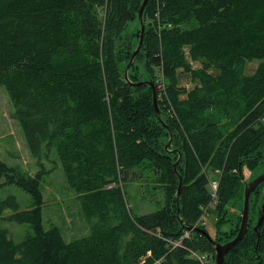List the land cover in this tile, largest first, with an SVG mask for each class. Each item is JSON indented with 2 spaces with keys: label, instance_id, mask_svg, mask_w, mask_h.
<instances>
[{
  "label": "trees",
  "instance_id": "trees-1",
  "mask_svg": "<svg viewBox=\"0 0 264 264\" xmlns=\"http://www.w3.org/2000/svg\"><path fill=\"white\" fill-rule=\"evenodd\" d=\"M142 1L0 0L10 116L38 165L56 154L90 230L67 243L59 228L45 230L40 183L50 169L22 175L0 160L3 184L31 198L25 209L14 196L0 199L2 220L31 229L15 242L0 228V264H200L189 250L211 254L213 264L209 240L184 238L188 227L212 214L215 242L236 236L244 185L264 171H255L264 165V0H148L126 81ZM179 72L192 89L179 85ZM145 81L161 122L151 87L130 84ZM127 181L159 189L163 206L133 213ZM250 197L247 233L223 264H264V220L253 230L264 184Z\"/></svg>",
  "mask_w": 264,
  "mask_h": 264
},
{
  "label": "rangeland",
  "instance_id": "rangeland-1",
  "mask_svg": "<svg viewBox=\"0 0 264 264\" xmlns=\"http://www.w3.org/2000/svg\"><path fill=\"white\" fill-rule=\"evenodd\" d=\"M186 55V54H185ZM187 59L193 68L199 66L198 63ZM259 61H253L245 64V73L254 72ZM191 67V68H192ZM178 83L187 90L192 89L195 85L191 77L186 74L178 73ZM6 91L0 87V160L7 166L14 167L22 175H35L39 170H48L50 172L44 175L40 183L41 193L44 204L42 205V219L45 230L50 228H59L63 239L67 242L77 240L89 234V225L83 217L77 195L69 188L63 177L60 162L53 154L50 160L43 159L40 164L32 158L25 144L21 127L17 121L11 118L13 107L8 100ZM264 168L259 167L255 170L257 173ZM261 170V171H260ZM255 172V173H256ZM209 180L218 179L216 172H208ZM246 181L250 179V173L246 170L243 172ZM5 176L0 178V199L6 200L9 196H14L20 204L21 209H25L31 202L30 195L24 193V190L15 185L3 184ZM151 181V180H150ZM264 184V182H263ZM153 185L146 186V181L126 182L124 189L129 207L135 214H146L163 206V194L159 189L152 188ZM11 209H5L3 213H10ZM240 216L242 212H239ZM203 220V219H202ZM204 226L208 234L214 237L215 234V217L209 214L204 217ZM0 228H6L12 234L13 241L20 242L30 234L31 229L27 224H16L7 222L0 217ZM211 256V254H210Z\"/></svg>",
  "mask_w": 264,
  "mask_h": 264
},
{
  "label": "water",
  "instance_id": "water-1",
  "mask_svg": "<svg viewBox=\"0 0 264 264\" xmlns=\"http://www.w3.org/2000/svg\"><path fill=\"white\" fill-rule=\"evenodd\" d=\"M146 2H148V0H143L141 2V5H140V8H139V11H138V15L136 16L138 21H139V25H140V28L138 29L139 30V33L137 34L138 36V44L136 46V48L134 49V51L132 52V54L130 55V60H129V63L127 64L126 66V69H124V77H125V80L128 81V69L131 67L132 63H133V60H134V55L137 54V52L139 51L142 43L143 42V37H144V28H145V24H144V21H143V12H144V9H145V6H146ZM132 86H140V85H143V84H146L148 86L151 87L152 89V103H153V109L155 110V113H156V116H157V119L159 122H161V118H160V110L158 109V102H157V97H156V91H155V87H154V84L152 82H148V81H145V82H137V83H130ZM168 135H169V139L165 145V148L169 146L170 144V141L172 139V136L170 135V131L168 129ZM179 158H180V155H179ZM176 164V163H175ZM175 167V165H174ZM178 180H179V186H181V177L179 176L178 177ZM264 182V171L262 173H260L258 176H256L255 178H253L252 180L248 181L247 183H245L244 185V190H243V204H242V214H241V222L239 223V229L236 233V236L233 237L232 240L224 243V244H220L218 242H215L213 239H211V236L208 234V232H206V230L200 228V227H196V226H191V227H188V230L189 231H192V232H199L201 233L203 236L206 237V239L209 240V242L211 243V245L213 246V250L212 252H214V262L213 264H223L224 262V258L226 256V254L228 253V250H230L232 247H234L235 245L239 244V242L244 238V236L246 235L247 233V230H248V223H249V210H250V196L252 195V193L261 185V183L263 184ZM113 186V185H111ZM110 186V187H111ZM178 187V191H177V197L176 199L178 198V195H179V191H180V187ZM257 210V219H256V222L254 223L255 226L253 227V230L256 231L258 227L261 226L263 220H264V203H262L260 205V207ZM177 212H178V208H177ZM177 212L175 214H177ZM178 216V214H177Z\"/></svg>",
  "mask_w": 264,
  "mask_h": 264
},
{
  "label": "built area",
  "instance_id": "built-area-1",
  "mask_svg": "<svg viewBox=\"0 0 264 264\" xmlns=\"http://www.w3.org/2000/svg\"><path fill=\"white\" fill-rule=\"evenodd\" d=\"M216 181H213L211 183L212 189L215 191L217 186H216ZM197 224L203 225L204 223L202 222V219H200ZM196 224V225H197ZM189 232H185L184 238H188ZM178 245V243H176ZM188 253H190L191 257L195 258L197 261H199L200 264H211L210 257L206 254H200V252H194L193 250H189Z\"/></svg>",
  "mask_w": 264,
  "mask_h": 264
}]
</instances>
